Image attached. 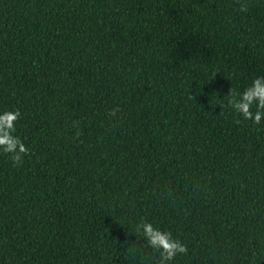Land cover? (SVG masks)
I'll return each mask as SVG.
<instances>
[{
  "label": "trees",
  "instance_id": "16d2710c",
  "mask_svg": "<svg viewBox=\"0 0 264 264\" xmlns=\"http://www.w3.org/2000/svg\"><path fill=\"white\" fill-rule=\"evenodd\" d=\"M247 3L0 0V111L30 149L0 152V264H156L142 220L187 245L170 264H264V120L226 97L264 76Z\"/></svg>",
  "mask_w": 264,
  "mask_h": 264
},
{
  "label": "clouds",
  "instance_id": "9594fccd",
  "mask_svg": "<svg viewBox=\"0 0 264 264\" xmlns=\"http://www.w3.org/2000/svg\"><path fill=\"white\" fill-rule=\"evenodd\" d=\"M238 2L239 10L247 12L249 7L247 0H238ZM226 97L229 108L245 120L257 125L264 120V76L255 77L242 92L231 87ZM221 106L223 108V103ZM119 111L117 106L109 114L114 117ZM20 116L19 109L0 111V152L9 156L13 166H19L23 159L30 155L29 147L15 134L16 123ZM73 127H78L77 121H73ZM80 134L79 130L75 133L77 137ZM135 231L141 233L147 246L158 253L156 264H170L178 255L188 253L187 245L175 238L171 231L158 228L151 222L142 220L137 224Z\"/></svg>",
  "mask_w": 264,
  "mask_h": 264
}]
</instances>
